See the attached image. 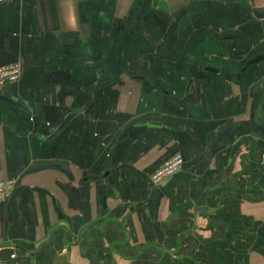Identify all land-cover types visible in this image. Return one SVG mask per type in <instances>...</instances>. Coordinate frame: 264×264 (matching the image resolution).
I'll return each mask as SVG.
<instances>
[{
    "label": "crops",
    "instance_id": "0c3cea01",
    "mask_svg": "<svg viewBox=\"0 0 264 264\" xmlns=\"http://www.w3.org/2000/svg\"><path fill=\"white\" fill-rule=\"evenodd\" d=\"M13 62L0 264H264V0H9Z\"/></svg>",
    "mask_w": 264,
    "mask_h": 264
},
{
    "label": "built area",
    "instance_id": "2783aa9c",
    "mask_svg": "<svg viewBox=\"0 0 264 264\" xmlns=\"http://www.w3.org/2000/svg\"><path fill=\"white\" fill-rule=\"evenodd\" d=\"M9 0H0V3ZM21 75V65L19 62L0 66V88L5 84L18 81ZM183 159L180 154H175L164 160L162 164L151 174L150 180L153 184L158 185L164 182L168 177L178 172L182 166ZM14 187V180H0V202L9 197Z\"/></svg>",
    "mask_w": 264,
    "mask_h": 264
},
{
    "label": "water",
    "instance_id": "95a60500",
    "mask_svg": "<svg viewBox=\"0 0 264 264\" xmlns=\"http://www.w3.org/2000/svg\"><path fill=\"white\" fill-rule=\"evenodd\" d=\"M257 59H258V58H257ZM257 59H256V60H257Z\"/></svg>",
    "mask_w": 264,
    "mask_h": 264
}]
</instances>
